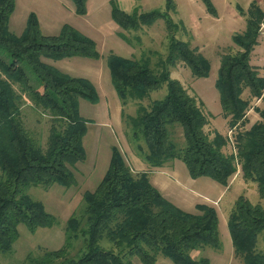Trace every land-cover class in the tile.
Instances as JSON below:
<instances>
[{
  "label": "trees",
  "instance_id": "trees-1",
  "mask_svg": "<svg viewBox=\"0 0 264 264\" xmlns=\"http://www.w3.org/2000/svg\"><path fill=\"white\" fill-rule=\"evenodd\" d=\"M71 1L75 14L85 15L87 0ZM201 1L215 13L211 0ZM165 6L166 12L139 14L112 5L111 16L120 29L137 31L162 19L168 33L167 55L158 73L147 58H108L121 107L128 102L137 104L134 116H122L134 152L148 165V172L180 160L192 179L206 177L225 188L240 170L242 179L255 184L264 200V76L250 64L264 11L255 1L246 12L236 8L246 27L231 36L237 50L222 55L215 82L222 114L228 120L229 136L224 137L206 132L210 118L202 103L170 79L168 66L180 63L192 77L203 79L209 64L189 43L176 39L178 25H183L168 16L174 12L172 0H166ZM14 9L15 0H0V255L13 251L20 225L31 234L57 225L56 217L27 191L30 187L69 189L76 185L73 169L86 161L83 138L88 123L80 115L79 102H98L88 80L70 77L48 63L73 57L97 59L94 42L69 26L57 36L43 35L34 14L28 17L22 34L15 36L9 31ZM163 87V97L142 104ZM245 91L248 98H243ZM24 99L50 120L44 150L21 119ZM253 100L257 106H251ZM251 109L260 119L249 126ZM176 126L182 132L181 148L171 140ZM228 145L233 152L225 154ZM148 176L134 173L120 149L113 147L101 181L83 194L79 209L66 221L64 246L29 253L21 264H131L133 258L140 264H156L159 257L172 264H210L207 258L194 259L191 254L206 247L220 250L216 211L208 206L200 207L199 214L182 211L160 194ZM227 226L235 257L242 264H264V249L258 247L264 235V207L239 196ZM75 242L81 248L70 256ZM104 242L110 248H104Z\"/></svg>",
  "mask_w": 264,
  "mask_h": 264
},
{
  "label": "rangeland",
  "instance_id": "rangeland-1",
  "mask_svg": "<svg viewBox=\"0 0 264 264\" xmlns=\"http://www.w3.org/2000/svg\"><path fill=\"white\" fill-rule=\"evenodd\" d=\"M250 1L211 0L215 9V13H212L201 0H172L174 12L168 13L172 22L183 25V28L181 25L179 28L178 25L176 39L189 43L190 48L196 49L209 64L208 76L203 79L192 77L190 70L180 63L167 67L170 79L177 81L191 96L202 103L203 110L210 118L206 128L209 135L218 132L224 137L229 136L228 120L222 114L215 82L222 55L237 50L231 42V34L240 32L244 27L245 18L240 19L241 15L238 16L236 8L239 5L240 8L247 9ZM254 1L264 11V0ZM165 2L166 0H123L122 2L121 0H87L86 13L80 16L75 14L71 0H15V9L9 20V31L15 36L22 34L28 17L34 14L43 35L57 36L64 26H69L94 42L99 56L97 59L73 57L48 63L70 77L88 80L97 92L98 102L95 105L85 101L79 102L80 115L88 123L87 133L83 138L86 161L73 169L76 185L69 189L57 185L48 189L30 187L27 191L31 198L42 202L45 210L56 217L57 225L51 229H38L34 234L20 225L19 239L10 254L0 255L1 264H21L29 253L40 254L42 251H54L64 246L66 221L79 209L83 194L86 191H93L101 181L107 170L113 147L120 149L132 169L144 170L143 165L146 166V163L134 152L129 129L125 118L122 117L134 116L137 104L128 102L125 108L121 107V102L112 86L107 62L111 55L123 59L147 58L152 70L155 73L160 72L167 55V27L165 21L159 19L137 31L122 30L114 23L111 10L114 5L128 12L134 8L139 14L152 11L166 12ZM15 90L18 91L17 86ZM164 94L163 87L153 92L150 99L143 101L142 104L147 106L151 100L160 99ZM243 98H248L247 91L244 92ZM257 104L258 102L253 100L251 106ZM255 118L254 114H251L248 124ZM21 119L28 133L44 150L50 129L48 116L43 115L24 99L21 105ZM171 140L179 148L184 146L179 127H174ZM223 151L225 154L232 153V145H228ZM167 166L163 172L160 170L148 172L149 180L165 199L186 213L199 214L200 207L208 206L217 214L220 250L206 247L194 251L192 257L207 258L210 264H242L233 253L227 220L239 196H244L252 204L260 203L264 207V200L259 198L256 185L246 183L238 171L231 178L229 186L225 188L206 177L192 179L180 160ZM102 246L110 248L106 242ZM258 247L264 249V235L261 236ZM80 248V242H75L70 256L77 254ZM131 264H140V262L133 258ZM156 264L172 263L159 257Z\"/></svg>",
  "mask_w": 264,
  "mask_h": 264
},
{
  "label": "crops",
  "instance_id": "crops-1",
  "mask_svg": "<svg viewBox=\"0 0 264 264\" xmlns=\"http://www.w3.org/2000/svg\"><path fill=\"white\" fill-rule=\"evenodd\" d=\"M123 0H121V2H122ZM126 1H129V0H126ZM252 1H254V0H251L249 3H248V7H249V5L251 4V2ZM239 6V5H238ZM120 7V6H119ZM248 7H247V9H248ZM242 8V7H241ZM120 9L121 10H123L124 12H126V13H131L132 11H133V9L130 11V12H128V11H126L125 9H123L122 7H120ZM247 9L246 8H242V10L244 11V12H246L247 11ZM235 16V15H234ZM238 16H239V14H238ZM237 17V16H236ZM240 17V19H243L244 17H241V16H239ZM245 21V20H244ZM245 27H246V23H244V27L242 28V30L240 31V32H236V33H242L244 30H245ZM234 34V33H233ZM233 34H231V36L233 35ZM231 36H230V38H231ZM250 64H251V66H253V67H255V68H257V70H258V72L260 73V75L261 76H264V24H262L261 25V30H260V34H259V37H258V40H257V45L254 47V49H253V51H252V53H251V57H250ZM251 114H254V116L256 117L255 118V120L251 123H249V126H252L254 123H256L257 121H259V116H258V114L257 113H255L252 109L248 112V118H249V116L251 115ZM144 166V170H142V171H135L134 169H132L130 166V168H131V170L134 172V173H142V172H146V173H148V165L146 164V166L145 165H143ZM165 167H168V166H165ZM165 167H163V168H160V169H155L156 171H158V170H160L161 172H163L166 168ZM238 174L240 175V177H242V174H241V172H240V170H238ZM148 175H149V173H148ZM151 182V181H150ZM247 183V182H246ZM152 184V183H151ZM154 187H155V185L154 184H152Z\"/></svg>",
  "mask_w": 264,
  "mask_h": 264
}]
</instances>
